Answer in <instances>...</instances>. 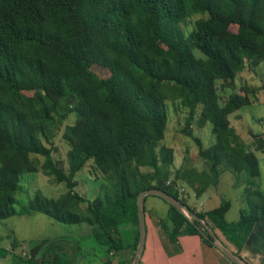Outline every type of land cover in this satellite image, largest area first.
<instances>
[{
    "label": "trees",
    "instance_id": "16d2710c",
    "mask_svg": "<svg viewBox=\"0 0 264 264\" xmlns=\"http://www.w3.org/2000/svg\"><path fill=\"white\" fill-rule=\"evenodd\" d=\"M261 65L264 0H0V219L17 213L22 175L42 171L65 190L57 197L37 192L21 210L88 223L107 255L125 247L122 223L134 227V253L136 197L148 188L179 198L241 248L264 221L255 153L264 141L254 134L251 149L232 126L231 116L256 94L234 82L245 66ZM225 88L234 90L222 99ZM169 104L187 110L181 132L194 141L200 168L174 166V149L164 144ZM206 125L208 146L193 129ZM58 135L68 144L66 169L53 156ZM89 161L100 173L90 199L75 190ZM226 170L244 182L236 221L225 219L229 200L196 211L179 196V182L200 196ZM164 217L159 224L172 239L199 234L170 204ZM72 240L79 245L71 237L44 239L29 257L16 255L17 264H74Z\"/></svg>",
    "mask_w": 264,
    "mask_h": 264
},
{
    "label": "rangeland",
    "instance_id": "374dc122",
    "mask_svg": "<svg viewBox=\"0 0 264 264\" xmlns=\"http://www.w3.org/2000/svg\"><path fill=\"white\" fill-rule=\"evenodd\" d=\"M194 19L195 17H192V20ZM190 25L189 23L187 28ZM234 84V88L239 91L241 87L256 90V94L251 95L253 102L237 111L236 116H231V124L236 132L251 149H254L256 146L254 134H261L264 141V88H262L264 85V65L256 69L245 66L238 74ZM233 90L231 88L220 89L219 93L224 99ZM186 112L187 110L183 107L176 108L174 105L169 104L164 144L174 149L175 167L183 165L200 168L202 162L197 155V147L194 141L181 132ZM193 129L204 146L211 143L213 136L210 132V125L194 126ZM161 143H163V140H161ZM53 144L56 147L53 152L55 160L66 169L67 142L58 135ZM255 153L261 170V176L257 180L262 190H264V148L256 150ZM75 179L77 180L75 190L86 198H92L99 189L100 173L90 161L76 174ZM20 185L21 187L15 192L16 202L14 207L18 210L17 213L0 219V248L8 246L9 249L12 242L18 248L17 256L20 255L19 250H21V247L24 251H27V253L22 252V254L25 253L22 256H28V252L46 238L71 237L79 241L82 250L83 256L78 264H100L97 257L101 255L102 247L94 243L90 236L91 226L88 223L58 222L40 212L27 213L21 210L23 205L29 199H33L37 192L48 197H57L65 190L63 182H55L42 171H38L23 174ZM243 185L244 182H240L233 173L226 170L220 175L217 185L209 186L200 196H197L195 190L183 182L178 183V190L179 196L185 197L187 203L194 207L196 211L211 209L219 205L221 200H229L230 207L225 214V219L236 221L239 217V209L244 206L241 194ZM151 203L154 204L153 209L157 211V215H165L168 204L164 200L156 195H148L145 206L150 208L149 204ZM110 259L111 261L117 260V255L111 256ZM0 264H6L5 259H2L1 256Z\"/></svg>",
    "mask_w": 264,
    "mask_h": 264
},
{
    "label": "crops",
    "instance_id": "0c3cea01",
    "mask_svg": "<svg viewBox=\"0 0 264 264\" xmlns=\"http://www.w3.org/2000/svg\"><path fill=\"white\" fill-rule=\"evenodd\" d=\"M149 206L150 208L146 207L147 211L145 212L146 233L138 264H236L212 243H207L204 240L206 238L200 232L196 234L181 231L172 239L168 231L159 224V219L165 218V215H157V211L153 209V203L149 204ZM119 227L124 232V249L119 252H110L107 255L104 249L101 248L102 253L97 257L100 264H106V260L111 261L110 257L114 255H117V260H112L111 264H115L118 260H129L130 258L129 264H131L134 256L131 245L134 241L135 230L130 223H122ZM213 230L224 244L249 264H264V221H258L253 225L241 248H237L233 243L228 242L218 229ZM10 246L11 248L9 249L7 248L8 246L3 248L7 252L1 258L5 259L6 264H17L18 259L15 256L18 255V248L12 242ZM22 252L27 253L21 247V250H19L21 257L26 258L30 256V252H28V256H22L25 254H22ZM82 256L81 253V258Z\"/></svg>",
    "mask_w": 264,
    "mask_h": 264
},
{
    "label": "water",
    "instance_id": "95a60500",
    "mask_svg": "<svg viewBox=\"0 0 264 264\" xmlns=\"http://www.w3.org/2000/svg\"><path fill=\"white\" fill-rule=\"evenodd\" d=\"M148 195H156L162 198L171 206L180 211L203 235L204 238L209 239L211 243L229 257L236 264H249L240 255L232 251L224 242L215 234L213 228L199 215L192 211L187 204L183 203L179 198L172 194L165 192L158 188H148L141 190L136 197L137 222H138V241L136 244L134 256L131 264H138L144 246L146 225H145V211L144 198ZM205 229V230H204ZM53 240V239H52ZM73 241V240H72ZM74 242L76 258L74 264H78L81 258L80 248L78 243Z\"/></svg>",
    "mask_w": 264,
    "mask_h": 264
}]
</instances>
